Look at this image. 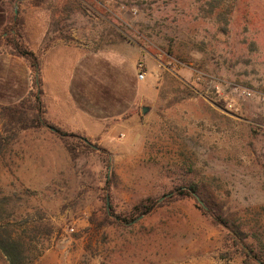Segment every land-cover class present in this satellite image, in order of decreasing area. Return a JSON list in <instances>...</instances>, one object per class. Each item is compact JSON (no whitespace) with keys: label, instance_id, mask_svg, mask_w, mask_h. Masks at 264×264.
I'll return each instance as SVG.
<instances>
[{"label":"rangeland","instance_id":"rangeland-1","mask_svg":"<svg viewBox=\"0 0 264 264\" xmlns=\"http://www.w3.org/2000/svg\"><path fill=\"white\" fill-rule=\"evenodd\" d=\"M28 1L0 0L40 55L48 122L0 156L26 263L242 264L202 208L264 248V0H234L226 34L194 0H78L66 20L52 6L68 0ZM33 77L0 55V104ZM53 127L106 151L73 159ZM187 185L198 193L176 195ZM147 198L161 207L137 216Z\"/></svg>","mask_w":264,"mask_h":264},{"label":"trees","instance_id":"trees-1","mask_svg":"<svg viewBox=\"0 0 264 264\" xmlns=\"http://www.w3.org/2000/svg\"><path fill=\"white\" fill-rule=\"evenodd\" d=\"M198 4V12L202 18L213 22L217 32L226 34L230 23V17L234 10V0H194ZM30 5L40 7L45 0H29ZM84 7L78 0H68L66 3L52 6V14L68 19L72 13L82 10ZM0 55H10L22 59L33 73L32 86L24 94L16 96L15 100L6 104H0V156L16 139L17 134L28 130H42L48 122L46 120V108L43 102L42 79L39 76L40 55L32 48V42L25 28L24 20L14 15L9 18L0 17ZM191 94L179 97L177 102L190 97ZM15 98V97H14ZM62 140L71 158L84 152L106 150L89 140L78 138L77 144L69 140V135L57 127H53ZM71 137V136H70ZM185 188V189H182ZM179 188L176 195L185 198L197 192L195 185H187ZM161 207L157 199L147 198L139 202L134 210L137 216H147ZM203 213L214 226L221 227L226 233L228 242L223 253L233 256L240 255L242 264H264V248L255 247L247 242L249 233L241 229L234 221L224 217L213 209L202 208ZM121 223L131 224L133 220L123 219L118 216ZM11 212L9 199L0 200V255L7 264H27L26 249L20 237L12 231Z\"/></svg>","mask_w":264,"mask_h":264},{"label":"built area","instance_id":"built-area-1","mask_svg":"<svg viewBox=\"0 0 264 264\" xmlns=\"http://www.w3.org/2000/svg\"><path fill=\"white\" fill-rule=\"evenodd\" d=\"M144 76H145V73L143 71H141V69H140V72L138 73V78L140 80H143L144 79Z\"/></svg>","mask_w":264,"mask_h":264},{"label":"water","instance_id":"water-1","mask_svg":"<svg viewBox=\"0 0 264 264\" xmlns=\"http://www.w3.org/2000/svg\"><path fill=\"white\" fill-rule=\"evenodd\" d=\"M148 112V109L147 108H144L143 109V113H147ZM52 130H54V129H52Z\"/></svg>","mask_w":264,"mask_h":264}]
</instances>
